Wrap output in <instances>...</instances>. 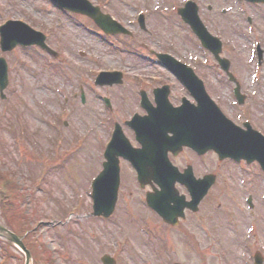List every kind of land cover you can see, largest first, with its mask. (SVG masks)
Masks as SVG:
<instances>
[{
  "label": "rangeland",
  "instance_id": "rangeland-1",
  "mask_svg": "<svg viewBox=\"0 0 264 264\" xmlns=\"http://www.w3.org/2000/svg\"><path fill=\"white\" fill-rule=\"evenodd\" d=\"M91 1L108 4L106 10L123 21L133 38L102 39L86 31L82 19L79 20L83 23H74L72 18L62 17L49 0H0V25L9 20L27 23L47 34L48 45L59 54L54 59L36 47H18L8 53L0 50V57L9 66L5 98L0 97V173L10 174L22 189L24 198L18 209L28 216L31 239L50 253L53 264H102L104 255L112 256L116 264H248L242 248L246 238L248 244L264 250V201L259 199L264 197L263 183L258 184L259 188L248 185L247 189L231 184L221 197L217 192L210 194L206 206L215 207L218 203L219 209L210 208L203 214L211 218L226 213L237 219L241 230L236 233L226 227L214 243L211 237L207 243L205 235L204 242L200 237L199 241L192 238L191 243H185L174 230L162 233L160 241L156 239L155 217L144 201L146 190L133 183L130 173L123 175L114 215L109 219L92 215L91 184L102 167L101 145L108 118L128 115L124 104H136L129 88H142L140 78L152 76L157 80L167 74L149 56V50L156 52L160 44L165 49L173 48L186 61L203 62L213 100L217 104L237 102L230 89L219 87L222 78L213 57L193 45L188 32L182 40L178 37L182 30L173 31L168 26L176 21V8L185 0L168 1L165 22L156 15V0ZM141 12L146 16V31L136 21ZM204 13L208 20L207 12ZM158 38L165 42L159 43ZM240 46L245 50V45ZM240 55V76L249 81L255 71L253 60L247 50ZM100 70H120L124 83L95 86L94 78ZM260 71L259 78H255L258 83L250 82L252 87H245V104H264L263 66ZM80 88L85 93V104L81 103ZM103 97L110 99L113 114L107 111ZM214 160L210 156V164ZM249 171L240 175L236 169L225 168L224 175L233 182L257 181L259 170ZM252 192L257 204L253 218L246 202ZM217 197V203L212 205V199ZM259 205L262 207L258 211ZM0 223L8 226L2 210ZM4 259V264H24V255L0 238V264Z\"/></svg>",
  "mask_w": 264,
  "mask_h": 264
},
{
  "label": "flooded vegetation",
  "instance_id": "flooded-vegetation-1",
  "mask_svg": "<svg viewBox=\"0 0 264 264\" xmlns=\"http://www.w3.org/2000/svg\"><path fill=\"white\" fill-rule=\"evenodd\" d=\"M168 1L161 0V3H159L156 0V15L161 16L164 22L168 21L166 17ZM190 1H193L198 6V15L201 23L212 36L220 41L221 57L227 60L225 64L228 63V72L220 67L214 56L208 52L213 57L215 66L219 70L215 67L214 69L218 71V76L222 78V81L218 83V85L220 84L219 87L225 85L226 88L230 89L233 98L237 87H239L241 93L245 94L248 91L245 87L251 86L250 82L253 85L254 82L258 83L259 79L256 80L257 72L259 76L261 74L258 68L261 70L262 66L264 67V2L244 0ZM95 6L99 7L104 13H109L106 10L108 4L101 5L100 2L95 4ZM180 8L181 5H178L176 8V21L171 24L169 23L168 26L173 31L177 30V28L182 30L183 34L178 36L182 40H184L183 38L188 32V36H191L190 38L194 41L193 45L201 47L199 37L195 34L194 29L186 24L179 15ZM205 11L207 12L208 20L204 18ZM64 16L70 17L73 15L65 13ZM113 17L118 20L115 16ZM80 18L94 25L87 17L80 16ZM118 21L125 25L123 21ZM158 40L160 41L159 43H163L161 41H164L161 38H158ZM241 44L246 46L244 49L248 51L249 59L253 60V69H255L254 72H251L249 81L241 78L239 72V65L241 63L240 54H242V51H245L240 46ZM258 47L262 51L261 61H259ZM203 50L205 49L203 48ZM148 52L153 57L156 56L158 66H161L157 62L158 55L168 54L179 62L191 67L197 78L201 81L205 91L209 94L208 78L205 72L206 67L203 62H198V60L195 63L186 61L178 56V54H175L173 48L165 49L160 44L156 52L152 50ZM246 62L245 66L247 65ZM249 64L252 65L251 63ZM165 70L167 74L161 75L162 79H145L141 82L144 85L142 88L138 90H135L138 86L129 88V92L133 93L132 98L136 100V104H124L125 108H127L125 112L128 113L127 116L108 118L104 152L108 150L109 152H113L117 157V164L121 173L120 187L122 182H124L123 175L125 173H130L133 183L140 187L136 174L138 170L134 167L133 163L135 161L140 171L148 173L144 178L146 185L142 188V190H146L145 193L151 190L156 191V197L159 199L162 188L167 187L174 189V195L182 199L183 213L175 221L174 225L166 223L158 213L153 212L158 239H161L162 233L174 230L178 232L185 243H191L192 238H197L198 240L200 237L204 242L203 235L207 237V243L211 240L214 243L215 241H219L218 237L226 227H229V229L236 233L241 231L238 228L239 222L235 217H229L230 215H226V213H218L210 218V216L204 215L203 212H209L210 208L212 211L218 210L220 204L218 205L217 199L224 195V189H230L231 184L236 185V188L239 187L240 189H247L248 185H252L251 188H259L258 184L264 183V173L257 161L248 162L246 159L220 160L218 155L209 149L210 130H219V127L214 123L215 120H219L216 108L210 107L209 104H198V101L189 89H192L198 83L197 80L191 79L187 83L188 88L173 71L168 68H165ZM262 75H264V71ZM164 86L168 87V100L170 104H157L155 90L161 89ZM141 91H144L143 93L146 94L147 104H141ZM215 106L244 138L252 139L257 137V133L264 136V104H215ZM108 110L110 114L115 112L113 107ZM211 122L214 125H211ZM117 129H119L121 134L119 137L113 139ZM251 145L250 143L248 148ZM129 155H133V160L127 157ZM210 156L215 158L211 164ZM225 168L236 169L240 175L242 173H250L249 170L251 168H257L260 174L257 175V181L247 180L244 177L245 180L240 179L239 182H233L230 180V176L225 177ZM210 175H214L215 182L208 195L200 202L197 211L193 212L186 206V203L190 201L186 182H192L194 179L195 183H197L200 180L208 178ZM212 192H217L219 196L215 199L211 198L213 200L212 205L217 203L215 207L206 206ZM249 198L252 200V204L249 205V215L253 218L257 210L253 192L249 193L247 200ZM259 199L262 202L264 201V197L262 196H259ZM171 206H173V203ZM261 207L262 205H259L258 211ZM210 237L211 240L209 239ZM247 242V239L244 240L242 246L249 259L245 263H253L252 252H254L256 255H260L259 257H262L264 264V253H261L263 247L261 249L256 248L254 245L249 247L250 245ZM208 245L205 247H208Z\"/></svg>",
  "mask_w": 264,
  "mask_h": 264
},
{
  "label": "water",
  "instance_id": "water-1",
  "mask_svg": "<svg viewBox=\"0 0 264 264\" xmlns=\"http://www.w3.org/2000/svg\"><path fill=\"white\" fill-rule=\"evenodd\" d=\"M58 5L69 8L76 12H81L88 14L92 18H94L97 23L104 29L107 33H116L120 32V30H116V26H112L110 22L107 21L105 18H97L99 15V12L96 10H88L86 8H83L82 6L85 4L83 0H54ZM184 18L186 21H188L195 29L196 33L200 36L203 44L208 47L210 50H212L214 53H217L218 50L213 48V45L211 44L210 40H212L209 35H207L202 28V25L200 24V21L197 18L196 12L194 10H191L190 8L187 11H183ZM1 32V45L2 49L4 51L13 49L17 44H22L24 46L36 44L43 48H46L44 45V36L40 33L34 32L30 28H28L23 23L18 22H11L8 23L6 26L2 27L0 29ZM228 66L226 67V69ZM115 83H121V75L120 74H102L98 78L97 84L100 85H113ZM8 84V75H7V64L4 59H0V93L3 96V91L7 87ZM195 95L197 99L199 100V104H213L210 100H208L203 94H201V91L198 90L195 92ZM240 103H242V99H240ZM219 123V121H218ZM225 140V139H224ZM213 148V147H210ZM214 149V148H213ZM231 154V153H229ZM255 154L257 157L261 160L260 162L264 166V151H256ZM226 156H221V158H224ZM142 181V180H141ZM203 183L205 181H202ZM118 185H119V173L118 171H113L109 167V165H105L104 172L101 173V175L96 179V181L93 184V198L95 201L94 206V215L95 216H101L109 217L115 208V204L117 201V193H118ZM210 183L203 187L193 186L189 188L191 195L193 197L192 204L194 207L198 205L200 200L204 197V195L207 193L209 189ZM165 198H167L166 201L162 203V207L165 209L166 207L170 206V203L173 202L175 206L179 205V200L173 197H170L168 192L164 193ZM147 202L148 204L155 210L161 211V205L159 206L156 202V195H148L147 196ZM191 204V203H190ZM189 204V205H190ZM168 212L171 213V210L162 212V216L167 221L169 220ZM0 237L4 238L10 242H12L17 248H19L24 254H25V264L31 263V254L27 250V248L24 246L21 239L8 230L7 228L0 225ZM104 264H115V261L110 258L109 256H105L102 259Z\"/></svg>",
  "mask_w": 264,
  "mask_h": 264
},
{
  "label": "trees",
  "instance_id": "trees-1",
  "mask_svg": "<svg viewBox=\"0 0 264 264\" xmlns=\"http://www.w3.org/2000/svg\"><path fill=\"white\" fill-rule=\"evenodd\" d=\"M24 198L21 187L7 173H0V210L2 218L21 238L34 258V264H53L55 260L31 239V227L28 226V216L18 209V204ZM10 244V243H8Z\"/></svg>",
  "mask_w": 264,
  "mask_h": 264
}]
</instances>
